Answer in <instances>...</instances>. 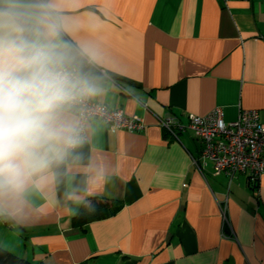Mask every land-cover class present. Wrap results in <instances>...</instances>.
Instances as JSON below:
<instances>
[{
  "label": "crops",
  "instance_id": "1",
  "mask_svg": "<svg viewBox=\"0 0 264 264\" xmlns=\"http://www.w3.org/2000/svg\"><path fill=\"white\" fill-rule=\"evenodd\" d=\"M52 2L61 40L87 61L93 100L143 125L89 119L85 138L23 193L0 196V246L30 264H264V172L255 185L210 164L199 173L194 133L175 138L159 123L187 125L216 108L226 122L257 110L264 123V0ZM67 115L77 123L74 109ZM104 199L119 209L72 224Z\"/></svg>",
  "mask_w": 264,
  "mask_h": 264
},
{
  "label": "clouds",
  "instance_id": "2",
  "mask_svg": "<svg viewBox=\"0 0 264 264\" xmlns=\"http://www.w3.org/2000/svg\"><path fill=\"white\" fill-rule=\"evenodd\" d=\"M52 0H0V196L79 142L67 113L98 88L61 40Z\"/></svg>",
  "mask_w": 264,
  "mask_h": 264
},
{
  "label": "built area",
  "instance_id": "3",
  "mask_svg": "<svg viewBox=\"0 0 264 264\" xmlns=\"http://www.w3.org/2000/svg\"><path fill=\"white\" fill-rule=\"evenodd\" d=\"M221 1L226 4L230 0ZM72 109L78 119V140L85 138L86 123L93 117L105 120L112 130L135 132L143 125L137 116L128 117L120 109L94 101L91 95L81 99ZM159 123L175 138L178 132L186 129L194 133L201 149L197 157H192V164L199 173L210 164L215 175L232 177L236 173H246L255 185L264 172V123L257 110H242L229 122L223 120L221 109L216 108L206 115L190 116L187 125L178 123L173 117L162 118ZM219 209L224 231L229 221L225 206Z\"/></svg>",
  "mask_w": 264,
  "mask_h": 264
},
{
  "label": "trees",
  "instance_id": "4",
  "mask_svg": "<svg viewBox=\"0 0 264 264\" xmlns=\"http://www.w3.org/2000/svg\"><path fill=\"white\" fill-rule=\"evenodd\" d=\"M71 52L75 57V62L80 72L83 74L85 69L88 68L87 61L81 56L78 50L71 48ZM119 207V204L108 199L101 201L90 200L73 216L72 224L74 226H83L90 221L108 217L115 213ZM0 264H30V262L0 246Z\"/></svg>",
  "mask_w": 264,
  "mask_h": 264
}]
</instances>
